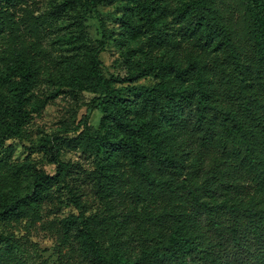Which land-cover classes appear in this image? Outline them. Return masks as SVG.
<instances>
[{
	"label": "trees",
	"instance_id": "obj_1",
	"mask_svg": "<svg viewBox=\"0 0 264 264\" xmlns=\"http://www.w3.org/2000/svg\"><path fill=\"white\" fill-rule=\"evenodd\" d=\"M113 1L66 0L37 17L28 0H0V264H25L12 228L41 220L69 169L58 148L46 150L50 175L4 143L67 91L99 102L64 144L93 158L106 207L86 215L76 201L80 214L62 221L67 264H264V0H122L129 80L156 79L125 89L101 59L112 35L98 8ZM70 12L80 31L98 19L103 38L62 37L69 54L56 58L44 28Z\"/></svg>",
	"mask_w": 264,
	"mask_h": 264
},
{
	"label": "rangeland",
	"instance_id": "obj_2",
	"mask_svg": "<svg viewBox=\"0 0 264 264\" xmlns=\"http://www.w3.org/2000/svg\"><path fill=\"white\" fill-rule=\"evenodd\" d=\"M65 1L28 0L27 5L32 8L37 17L42 15L49 17L53 6H59ZM170 1L178 2V0ZM22 6L26 7V5H21L14 10L20 16L23 14L20 11ZM98 9L112 35V40L101 55L107 77L117 80L116 87L118 89L137 85H153L156 82L153 77L138 79L135 82L129 80L130 70L123 58L125 50L121 47L120 42L125 39L126 29L122 18L130 8L126 7L122 0H114ZM75 15L73 12L62 13V20L58 21L59 24L56 27V22L50 19L52 26L47 25L44 28V45L56 58L69 54L70 46L62 43V37L78 39L80 35L84 39V43L94 48L99 46L102 41L103 31L98 19L88 17L83 22V30L80 31ZM5 48L6 45L0 43V54ZM123 97L133 99L127 91L123 92ZM95 98L96 95L88 92L72 93L67 91L49 102L42 112L32 115L24 138L7 139L4 143V148L10 145L15 148V152L12 154L13 161L33 163L38 169L45 170L50 175L57 173V164L54 163L55 156L47 152V148H58L61 161L69 165L64 180L53 188L52 197L44 204L41 220L35 224L23 221L12 228L15 232L14 238L22 245L18 253L25 264H67L68 261L73 262L69 248L61 243L60 230L64 219L80 214L76 201L84 206L86 215L105 213L106 207L95 195L93 182L89 178V174L94 170L93 158L64 144L65 139L76 137L83 131L84 117L88 107L91 105L97 107L99 103L98 101L94 102ZM102 118V110L95 109L89 125L97 127ZM0 151L3 150L0 149ZM3 246H7V244L3 243Z\"/></svg>",
	"mask_w": 264,
	"mask_h": 264
}]
</instances>
